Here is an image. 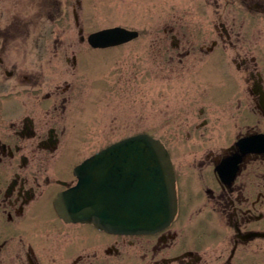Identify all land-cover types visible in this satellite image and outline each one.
<instances>
[{
	"label": "flooded vegetation",
	"instance_id": "1",
	"mask_svg": "<svg viewBox=\"0 0 264 264\" xmlns=\"http://www.w3.org/2000/svg\"><path fill=\"white\" fill-rule=\"evenodd\" d=\"M202 2L213 31L173 21L158 51L205 81L197 112L168 118L176 214L157 231L124 233L57 208L76 166L109 145L76 160L83 130L69 105L80 64L75 50L62 58L75 45L60 32L63 0H0V264H264V0ZM87 37L80 28L92 47Z\"/></svg>",
	"mask_w": 264,
	"mask_h": 264
},
{
	"label": "rangeland",
	"instance_id": "2",
	"mask_svg": "<svg viewBox=\"0 0 264 264\" xmlns=\"http://www.w3.org/2000/svg\"><path fill=\"white\" fill-rule=\"evenodd\" d=\"M74 8L80 18L78 25ZM62 9L66 20L60 23V32L68 33L66 45L75 44L62 58L75 50L80 64L77 89L69 105L71 122L83 130L77 161L137 132H150L168 141L172 138L170 114L172 123L178 125L179 116L197 112V97L205 82L200 67L188 70L177 64L169 68L167 58L158 51L171 43V37L164 39V34L174 22L181 32L213 31L212 8L205 7L202 0H63ZM174 15L181 19L175 21ZM116 25L136 29L138 36L103 49L79 43L80 28L89 34ZM64 65L61 62L60 73ZM182 134L177 133L179 140Z\"/></svg>",
	"mask_w": 264,
	"mask_h": 264
},
{
	"label": "water",
	"instance_id": "3",
	"mask_svg": "<svg viewBox=\"0 0 264 264\" xmlns=\"http://www.w3.org/2000/svg\"><path fill=\"white\" fill-rule=\"evenodd\" d=\"M138 31L116 25L94 31V47L118 45ZM77 183L60 193L57 208L70 219L124 233L168 225L177 210L175 174L163 142L141 132L124 137L80 163Z\"/></svg>",
	"mask_w": 264,
	"mask_h": 264
}]
</instances>
